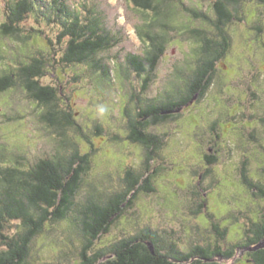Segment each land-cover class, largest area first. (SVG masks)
I'll list each match as a JSON object with an SVG mask.
<instances>
[{
    "label": "rangeland",
    "instance_id": "1",
    "mask_svg": "<svg viewBox=\"0 0 264 264\" xmlns=\"http://www.w3.org/2000/svg\"><path fill=\"white\" fill-rule=\"evenodd\" d=\"M10 1L0 0V23L5 20V3ZM84 1L97 8L106 27L120 37L117 46L99 57L111 65L112 73L115 61L120 66L118 70L115 67L116 73L122 71V65L127 71L126 56L143 53L146 48L137 25L156 16L150 11L142 12L131 0ZM213 1L178 0L168 4L166 13L156 21V29L169 42L146 92L141 90L142 78L134 71L127 73L126 78L119 71L118 80L109 84L86 65L57 64L47 68L43 82L59 89V108L72 112L97 150L78 202L121 189L127 168L142 170L145 148L126 139V98L131 93L139 96L135 101L140 102L162 98L177 86L183 87L185 77L197 65L200 43L195 39V30L206 29L209 35L213 34ZM80 7L85 11L84 6ZM200 10L210 20L202 23L198 19ZM237 14L226 28L232 38L231 50L216 62L215 79L207 95L185 107L178 119L151 127L155 133L166 134L164 148L158 151L154 162L148 163L151 170L157 171L153 178L156 191L141 193L136 204L115 221L111 232L98 240L97 247L112 244L147 226L161 233H173L185 249L214 242L217 233L207 222L206 211L201 216L193 214L198 201L205 196L207 210L224 226H231L230 244L243 236L244 227H249L241 210L256 217L263 207L264 200L242 183V171L246 168L255 181L264 176V0H242ZM34 26L43 28L63 52L64 46L56 41L57 26L39 25L31 14L24 34ZM47 36L31 38L26 45L20 39L3 35L0 29V65L16 67L27 54L41 48L56 55L57 45L49 44ZM128 108L134 115L136 104L131 102ZM44 113L38 101L22 87L0 93V153L5 156L0 164L20 163L27 169L43 157L71 151L73 145L82 152L91 149L77 128L64 131ZM214 156L216 160L210 164L209 159ZM231 212L239 221L229 216ZM19 228L13 224L9 233ZM82 240L77 223L70 218L47 224L32 244L28 264H79ZM226 262L250 264L240 250Z\"/></svg>",
    "mask_w": 264,
    "mask_h": 264
},
{
    "label": "trees",
    "instance_id": "2",
    "mask_svg": "<svg viewBox=\"0 0 264 264\" xmlns=\"http://www.w3.org/2000/svg\"><path fill=\"white\" fill-rule=\"evenodd\" d=\"M177 1L131 0L142 12L150 11L156 16L150 22L137 25V33L146 48L143 53L128 54L125 66L128 70L123 65L122 71L119 70L124 78L130 71L141 77L143 92L155 79L156 69L169 42L165 34L158 33L156 21L166 13L168 4ZM241 2L219 0L215 8H219L221 19L219 22L212 21L213 34L209 35L206 29L195 30V39L200 43L196 54L197 65L185 77L183 87L177 86L162 98H146L140 102L135 101L139 96L133 93L126 98L123 107L128 117L129 133L126 139L145 148L142 170L127 168L125 185L121 189L107 195L97 194L86 202H78V196L97 150L83 127L73 118L72 112L59 108V89L52 83L43 82V78L49 66L86 65L98 74L101 81L113 84L118 80L119 72H115V67L118 70L120 66L115 61L112 73L111 65L99 55L117 46L120 37L106 27L97 8H92L84 0H11L5 3V20L0 23L3 35L20 39L26 45L31 38L47 36L43 28L36 26L24 34L26 20L32 14L39 25L57 26L56 41L64 46V50L60 53V46L47 36L49 44L53 47L54 43L57 45L54 48V53L59 50L56 55H50L48 50L41 48L34 54H27L16 67L0 65V93L22 87L30 98L43 107L46 118L64 131L68 127L77 128L91 144V149L82 152L79 146L73 145L71 151L43 157L27 169L20 163L0 164V264H28L32 244L46 225L68 218L77 223L83 237L79 264H229L226 260L233 259L239 250L245 252L250 264H264V205L256 217L246 215L244 213L247 211L241 210L249 227H244L240 239L228 244L231 226H224L207 210V196L198 201L193 214L201 216L206 211V220L217 233L214 242L195 244L185 249L173 233H161L147 226L112 244L96 246L104 234L111 232L115 221L127 208L136 204L141 193L156 191L153 178L157 171L151 170L148 163L154 162L158 151L164 148L166 134L155 133L151 127L178 119L185 107L207 95L215 79L216 62L226 57L232 47L231 34L226 28L238 14L231 5L238 8ZM198 18L210 20L208 14L201 10ZM131 102L137 108L134 115L128 108ZM4 157L0 153V162ZM215 160V156L211 157L209 163ZM242 183L264 200V176L255 181L245 168ZM229 216L239 221L234 213L231 212ZM13 224L20 228L9 233Z\"/></svg>",
    "mask_w": 264,
    "mask_h": 264
},
{
    "label": "flooded vegetation",
    "instance_id": "3",
    "mask_svg": "<svg viewBox=\"0 0 264 264\" xmlns=\"http://www.w3.org/2000/svg\"><path fill=\"white\" fill-rule=\"evenodd\" d=\"M219 2V0H214L213 1V9H214V13H215V17L214 18H211V20L213 21V22H219L220 21V19H221V13L219 12V8H215V4L216 3H218ZM218 5V4H217ZM218 7V6H217ZM231 7L233 8V10H236L237 11V8L236 7H234L233 5H231ZM198 19H200V18H198ZM200 21L202 22V23H205L204 21L205 20H203L202 18L200 19Z\"/></svg>",
    "mask_w": 264,
    "mask_h": 264
},
{
    "label": "water",
    "instance_id": "4",
    "mask_svg": "<svg viewBox=\"0 0 264 264\" xmlns=\"http://www.w3.org/2000/svg\"><path fill=\"white\" fill-rule=\"evenodd\" d=\"M262 245L264 246V242L262 243Z\"/></svg>",
    "mask_w": 264,
    "mask_h": 264
}]
</instances>
